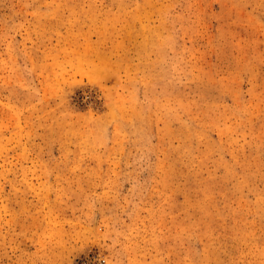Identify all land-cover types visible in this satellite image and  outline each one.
Listing matches in <instances>:
<instances>
[{
    "label": "rangeland",
    "instance_id": "1",
    "mask_svg": "<svg viewBox=\"0 0 264 264\" xmlns=\"http://www.w3.org/2000/svg\"><path fill=\"white\" fill-rule=\"evenodd\" d=\"M0 264H264V0H0Z\"/></svg>",
    "mask_w": 264,
    "mask_h": 264
}]
</instances>
